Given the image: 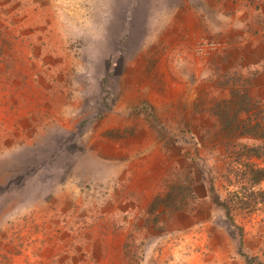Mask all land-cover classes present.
Instances as JSON below:
<instances>
[{"label":"rangeland","instance_id":"1","mask_svg":"<svg viewBox=\"0 0 264 264\" xmlns=\"http://www.w3.org/2000/svg\"><path fill=\"white\" fill-rule=\"evenodd\" d=\"M172 1L0 0V264L264 259V179L235 172L250 147L264 156V43L240 22L260 25L264 0H191L190 52L231 59L183 108L145 98L169 56ZM202 37L225 47L197 54ZM182 54L172 68L187 72ZM213 187L236 193L240 228Z\"/></svg>","mask_w":264,"mask_h":264},{"label":"crops","instance_id":"2","mask_svg":"<svg viewBox=\"0 0 264 264\" xmlns=\"http://www.w3.org/2000/svg\"><path fill=\"white\" fill-rule=\"evenodd\" d=\"M169 6L172 10L167 20L169 26L167 38L170 41L168 46L169 56L163 61L164 69L159 70L157 73L153 71L149 73L152 77L149 81L152 87L147 88L148 92H145V98L154 106L166 105L171 108H183L190 105L193 100H197V92L206 81H215L219 75L222 76L224 71L219 70V67H227L231 58L229 57V51L226 49L217 55L206 58L194 56L190 52L191 45L201 34L202 25H197L190 16H185L183 12H194L196 10L195 5L191 0H173L169 3ZM260 9L259 12L263 14L264 8L261 7ZM233 10L235 12L241 11L237 6H234ZM261 20H264V18ZM240 22L246 28L254 27V29H251L254 32L253 38L247 40L250 41V46H253L257 40L259 41L258 45L264 43V29L261 28L259 23L254 24L251 22L247 12L245 18L240 19ZM179 53H183V57L179 59H182L181 63L186 67L187 72L172 68L175 54ZM226 55H228L227 58H225ZM239 57L244 59L243 55ZM219 58H224V62H221ZM175 61L177 60L175 59ZM247 64L249 63H244V65ZM135 83L136 81L131 85L133 86ZM139 84L143 83L139 82ZM125 104L128 105L129 103L125 102ZM179 113L184 114L185 112L181 111Z\"/></svg>","mask_w":264,"mask_h":264},{"label":"trees","instance_id":"3","mask_svg":"<svg viewBox=\"0 0 264 264\" xmlns=\"http://www.w3.org/2000/svg\"><path fill=\"white\" fill-rule=\"evenodd\" d=\"M263 13H264V11H263ZM260 26H261V28L264 29V20L260 21ZM259 125L260 124L258 122H256L252 126V129L258 127ZM262 127H264V125H262ZM256 139H260L261 141L264 142V132H262V136H260V138H256ZM250 150L252 152H250L248 154V160L246 163V166H249V168L243 172L242 171L241 172L235 171V172L237 175H240V177H243L247 182L254 185V184L259 183L262 179H264V165L257 163L251 157L255 156L257 158H260V157L263 158L264 156H262L261 154L256 152L257 146L256 147H250ZM212 190L214 193L215 202L222 207V209H223L226 217L229 219L230 223L232 225L240 228V226L235 222L234 215H233V209L237 205L236 204L237 201H239L237 198L236 199L232 198V196H236V193L228 191L229 194L227 196L223 197L219 191L214 189V187L212 188ZM253 207H255V204H253ZM242 243H243V240L240 236V238H239L240 247H241ZM240 251H241L240 253L244 256V259L247 262L256 263V264H264V259L262 260V259L258 258L257 255H250L247 252H244L243 250H240Z\"/></svg>","mask_w":264,"mask_h":264},{"label":"built area","instance_id":"4","mask_svg":"<svg viewBox=\"0 0 264 264\" xmlns=\"http://www.w3.org/2000/svg\"><path fill=\"white\" fill-rule=\"evenodd\" d=\"M224 47L225 41L222 39L202 37L196 42L194 51L200 55L212 54L221 51Z\"/></svg>","mask_w":264,"mask_h":264}]
</instances>
